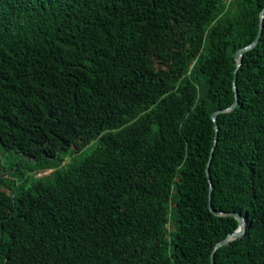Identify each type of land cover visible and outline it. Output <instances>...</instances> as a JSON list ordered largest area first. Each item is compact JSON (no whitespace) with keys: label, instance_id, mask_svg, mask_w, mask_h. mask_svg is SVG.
Returning a JSON list of instances; mask_svg holds the SVG:
<instances>
[{"label":"trees","instance_id":"16d2710c","mask_svg":"<svg viewBox=\"0 0 264 264\" xmlns=\"http://www.w3.org/2000/svg\"><path fill=\"white\" fill-rule=\"evenodd\" d=\"M263 6L0 0V147L26 158L0 164V264H210L238 226L209 209L211 115ZM236 84L211 203L248 227L214 259L264 264V17Z\"/></svg>","mask_w":264,"mask_h":264},{"label":"water","instance_id":"95a60500","mask_svg":"<svg viewBox=\"0 0 264 264\" xmlns=\"http://www.w3.org/2000/svg\"><path fill=\"white\" fill-rule=\"evenodd\" d=\"M263 17H264V6L262 7V9L260 11L259 29H258V33H257L256 37L251 42H249V43L241 46L240 48H238L234 54V57L236 60V66L234 69V77H233V89L235 92V100L233 101L232 104H230L229 106H227L223 109H216L215 111H213V113L211 115L212 120L215 122L214 123L215 134H214V142H213V145H212L211 151H210V156H209V159H208L207 165H206V174H207L208 182H209V193H208L209 209L214 214H217V215H232V216H234L238 220V226L233 231L229 232L226 236H224L223 238H221L220 240H218L214 244L212 251H211L210 264H216L215 259H214V254H215L216 249H218L222 245L227 244L231 240H234L236 238L243 236L247 227H248V221L246 219V216L243 215L242 213H240L238 211H224V210L214 209V207L211 203V194H212L213 185H212V180H211L210 173H209V166H210L211 157L213 155V151H214V148L216 146L217 138H218V125L216 123L217 115L220 112L232 110L237 104V98H238V89H237V84H236L237 70H238L239 66L241 65L244 52L253 48L259 41L261 31L263 28Z\"/></svg>","mask_w":264,"mask_h":264},{"label":"rangeland","instance_id":"374dc122","mask_svg":"<svg viewBox=\"0 0 264 264\" xmlns=\"http://www.w3.org/2000/svg\"><path fill=\"white\" fill-rule=\"evenodd\" d=\"M90 149H91V145H88L87 147H85L83 150V154H86ZM20 160L21 161L26 160V158L23 157L22 154L14 151L13 149L3 151L2 148L0 147V164L2 166L8 167L10 164L16 161H20ZM66 161L67 159L64 160V162ZM50 171H52V169L41 170L39 172H36V175H45V174H48ZM1 175H8V172H4Z\"/></svg>","mask_w":264,"mask_h":264}]
</instances>
